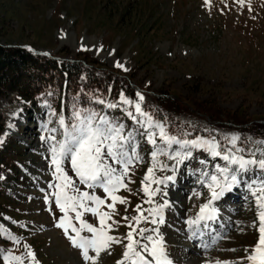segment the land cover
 <instances>
[{
	"label": "rangeland",
	"instance_id": "1",
	"mask_svg": "<svg viewBox=\"0 0 264 264\" xmlns=\"http://www.w3.org/2000/svg\"><path fill=\"white\" fill-rule=\"evenodd\" d=\"M0 45L28 48L62 62L85 54L125 75L118 80L129 86L131 93L107 100L98 91L92 100L94 107L88 109L123 125L124 134H131V146L142 158L129 166L125 183L132 182L128 189L116 193L127 203H116L119 215L113 219L120 220L121 226L109 234H127L130 229L121 217L138 215L137 205L151 219L147 210L167 200L171 208L163 210L164 224L142 222L140 226L157 227L167 234L165 249L173 264L189 256V250L197 253L198 247L206 246L209 250L197 256V264H250L246 256L257 245L260 233L258 208L249 185L258 188L264 183V170L257 166L238 173L240 183L220 199L226 202L240 192L242 205L232 199L228 205L215 206L220 219L233 223L229 227L220 221L228 233H213L212 225L210 231L203 227L198 240L204 243L191 244L185 252L179 239L184 237L180 235L183 230L190 228L187 220L195 218L200 206L210 199V177H220L221 168L238 169L225 161L224 155L264 159V0H0ZM118 61L123 67L116 66ZM102 72L98 69L100 75ZM123 99L131 103L125 104ZM136 103L152 117V127H148L147 116L136 113ZM60 117L64 115L46 103H27L17 94L0 98V156L13 170H0L7 206L0 213V224L12 231H3L6 240L13 243L5 246V257L9 253L25 257L23 264H34L27 257L28 249L39 264H92L72 246L64 229L57 227L63 213L54 206L52 194L57 189L50 187L60 182L54 175L50 146L62 139ZM156 124L168 135L182 136V140L177 138L181 142L210 141L220 155H214L209 145H168L160 139ZM54 128L56 132L51 131ZM149 132L155 133L156 144L149 142ZM51 136L56 141L49 139ZM158 149L162 152L153 159L152 153ZM189 150L192 155L179 163L178 158H170ZM63 167L78 184L70 165ZM149 168L154 169V175L146 181ZM167 176L174 179L150 186V190L160 188L167 196L157 193L153 204L145 203L149 197L143 186ZM183 179L191 183L178 189L174 184ZM80 187L106 198L102 189ZM168 195H174L181 208H173ZM102 211L109 209L102 206ZM69 215L74 217V213ZM83 218L98 226V219L93 220L90 213ZM72 223L79 227L75 219ZM193 231L189 235L193 236ZM208 233L210 240L203 237ZM69 234L75 235L70 228ZM124 251L121 244H113L101 251L96 264H117ZM89 254L95 255L92 251ZM0 263L20 264L5 258Z\"/></svg>",
	"mask_w": 264,
	"mask_h": 264
},
{
	"label": "snow or ice",
	"instance_id": "2",
	"mask_svg": "<svg viewBox=\"0 0 264 264\" xmlns=\"http://www.w3.org/2000/svg\"><path fill=\"white\" fill-rule=\"evenodd\" d=\"M240 2L243 3V0H240ZM116 66L123 67L119 61ZM137 95L143 100L142 95L139 93ZM99 102L104 103L103 100ZM123 103L130 104L131 101L123 99ZM108 106L116 107L113 104ZM135 111L140 115L147 116L146 113L141 111L139 103L135 104ZM129 115H132V113H129ZM59 124L63 129L61 132L62 139L56 141L55 136H51L49 139L56 141L50 146V150L52 164L55 167L54 175L60 182L50 185V187L57 189L52 194L54 206L63 213L61 222L57 224V227L64 229L72 246L80 249L83 259L91 261L92 264H96L101 251L108 250L113 244H121L125 249L122 259L117 261V264H125V261H128L129 264H173L166 252L164 237L159 228L140 226L142 222L145 225L164 224L163 209L168 206L167 200H164L161 204H155L153 208L147 210L152 217L151 219L144 216L141 206L137 205L135 211L138 215L121 217L126 222L125 226L130 229L127 234L123 237L109 234L118 231L121 226L120 220L113 219V216L119 215L115 207L116 203H127L125 198L116 195V193L122 188L128 189V183L132 182L129 179L125 183V179L129 176V166L134 159L137 161L142 159L136 153L135 148L131 146L134 139L131 134L125 135L124 126L109 120L106 115L88 110L74 111L70 123H66L65 118L60 117ZM147 124L148 127L153 126L151 116H147ZM155 127L159 128L160 139L168 145L175 143L184 148H199L209 145L214 155H220V152L215 151L216 145L210 141L185 140L181 142L175 136L166 134L161 125L156 124ZM51 131L56 132L57 129L54 128ZM148 137L150 143L156 144L154 132H149ZM236 139L234 137L233 142ZM158 152H162V149L152 153L153 159L156 158ZM191 155L192 152L189 150L184 153L176 152L175 156L170 158H178L177 162L179 163L185 157ZM223 159L228 161L229 164L238 165V169L221 168L218 170L220 177L217 175L210 177L211 183L208 185L210 199L200 206L195 218L187 220L186 223L190 228L199 229L201 222H204V229H208V221L217 219L218 211L213 206V202L219 201L234 185L240 183L238 173L247 172L251 166H257L259 169L264 170V159H245L243 156L237 157L235 155H224ZM65 163L70 165L71 170L75 173L78 184L65 171L63 167ZM153 175L154 169L149 168L145 180H149V177ZM173 179L174 176H167L164 180L152 179L149 184H145L142 191L149 197L145 203L153 204V197L157 193L167 196V192H162L160 188L150 190L151 184H163L165 181H172ZM80 185L86 186L89 190L102 189L106 198H102L95 192L82 191ZM249 187L253 188L252 195L255 197L258 208L260 238L255 248L246 256V259L250 264H264V183H261L258 188H254L253 185H249ZM108 199L112 202L108 203ZM102 206L109 209V211H102ZM69 213H74V217ZM85 213H90L93 220L98 219V226L84 219ZM73 219L79 223V227L72 223ZM108 221H111V223H108ZM69 228L75 235L69 234ZM82 232L91 235H81ZM195 235L196 231H193V236ZM125 240L127 243H124ZM24 247L28 249L27 245ZM90 250L95 255H90ZM27 257H31L34 264H39L36 261L35 254L30 249L27 250ZM24 258L11 253L5 257L6 260L18 261L20 264H23ZM217 264H220V262L218 261ZM223 264H229V262L225 261Z\"/></svg>",
	"mask_w": 264,
	"mask_h": 264
},
{
	"label": "trees",
	"instance_id": "3",
	"mask_svg": "<svg viewBox=\"0 0 264 264\" xmlns=\"http://www.w3.org/2000/svg\"><path fill=\"white\" fill-rule=\"evenodd\" d=\"M79 55L76 61L62 62L26 48L0 45V98L16 93L28 103L45 102L70 123L74 111L94 107L98 91L107 100L131 93L129 86L119 83L118 76L125 75ZM3 159L0 156V168ZM2 195L0 186V209L6 206Z\"/></svg>",
	"mask_w": 264,
	"mask_h": 264
},
{
	"label": "bare ground",
	"instance_id": "4",
	"mask_svg": "<svg viewBox=\"0 0 264 264\" xmlns=\"http://www.w3.org/2000/svg\"><path fill=\"white\" fill-rule=\"evenodd\" d=\"M181 177V176H180ZM238 178H239V176H238ZM178 179H176L175 181H177ZM197 181V180H196ZM190 181H187V180H185V179H183V181L181 180H179V182L178 183H175L174 185H176V187H178V189H183L182 187H180V186H182V184L183 183H187V184H190L189 183ZM179 183H180V185H179ZM171 185V184H170ZM240 186H242V184L241 185H238L237 186V188L236 189H239V187ZM177 189V188H176ZM172 191V190H171ZM173 192H175L176 193V190L175 191H173ZM186 192V191H185ZM233 192L234 193H236L234 190H233ZM241 193H243V191L241 192ZM170 196V199H171V201H172V203H171V206L173 207H175V205L176 206H178V207H180L179 205L181 204V202H178V201H176V199L174 198V195H168V197ZM234 196V198H232V199H234V200H236L237 201V203H238V205L240 206V205H242V203H243V200H242V198H241V195H240V192L239 193H236V194H234L233 195ZM232 199H229V200H232ZM229 200H227L226 202H225V199H223V200H219V201H214L213 202V206L215 207H217V205H220V204H224V203H228V201ZM228 205V204H227ZM224 206V205H223ZM223 206H221V207H223ZM173 207V208H174ZM227 207V206H226ZM168 208H171L170 207V205H169V207L167 206V207H165L163 210L164 211H167V209ZM181 208V207H180ZM240 209V208H239ZM220 214L218 213V216H217V219L215 220V221H208V224H211L213 227H214V230H213V233L215 232V230H223V233H228V230H226L225 228L224 229H222L221 228V224H220V221H222V222H224V223H228L229 224V227H231V226H233V223H232V221H230V220H228V219H220L221 217L219 216ZM203 223L204 222H201V226H200V228L199 229H197V231H196V235L195 236H191V235H189V233L191 232V231H193L195 228H188V229H185V230H183V233L182 234H180L181 235V237H183V238H181V239H179L180 240V242L182 243L181 245H179L180 246V249H182V251L183 252H185V251H188L189 250V248H190V245L191 244H193V245H197L200 241H202V240H198V234L200 235V233H203ZM163 230L166 228V227H161ZM161 234L163 235V237H164V241H165V245L167 244V242H166V236H167V234L165 233L164 234V231H162L161 232ZM203 237H205V238H207L208 240H210L211 239V234L210 233H208V234H204L203 235ZM179 238V237H178ZM203 243H204V241H202ZM197 248V247H196ZM191 249V248H190ZM194 249H192L191 251L189 250V256H187L186 258H183L182 260H176L175 262H174V264H197V263H199L198 261H200V259H199V257H197L198 255L200 256L201 254H204L206 251H208L209 250V248H208V246H206L204 249H202V248H197L196 250V252L197 253H193L192 251H193ZM90 252H91V250H90ZM89 252V253H90ZM103 252H105V251H102V253ZM168 252H169V250H168ZM179 252H181V250L179 251ZM195 252V251H194ZM95 254V253H94ZM125 264H129V262L128 261H125Z\"/></svg>",
	"mask_w": 264,
	"mask_h": 264
}]
</instances>
